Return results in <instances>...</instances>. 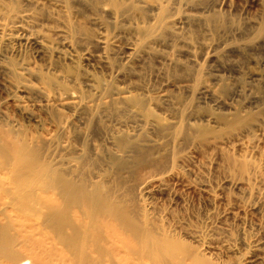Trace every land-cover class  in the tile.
Returning a JSON list of instances; mask_svg holds the SVG:
<instances>
[{
    "label": "rangeland",
    "instance_id": "374dc122",
    "mask_svg": "<svg viewBox=\"0 0 264 264\" xmlns=\"http://www.w3.org/2000/svg\"><path fill=\"white\" fill-rule=\"evenodd\" d=\"M0 4L29 13L31 29L46 39L44 48L14 43L11 49L0 51V127L36 134L41 126L50 128L55 139L43 148L41 159L54 168L67 160L79 164L89 187L97 186L104 171L103 162L91 153L94 145L102 148L105 160L113 162L120 155L113 144L122 134L162 143L161 148L146 152L147 166L153 175H160L159 183L141 187L135 176L114 169L109 173L114 174L116 189L137 209L163 211L170 236L192 243L186 233L195 234L212 246L226 241L233 250L222 257L240 264H264V94L256 79L264 70V48L256 47L264 0H0ZM188 14L211 23H188ZM172 28L181 34L189 28L193 43L206 39L211 44L214 56L201 71L202 80H210L208 68L218 66L229 80L220 88L221 94L241 113L231 121L212 123L206 116L218 113L196 99L181 119L179 114L149 105L148 113L162 122L189 126L186 138L171 131L162 136L149 126L127 120L123 112L102 108L110 100L104 95L110 84L115 88L129 85L133 98L144 99L143 80L123 68V57L128 49L136 48L149 60L144 68L148 74L155 66L152 58L168 52ZM99 38L108 42L109 67L96 59L101 54ZM226 48H230L228 53ZM196 51L203 48L196 45ZM190 69L175 68L169 76L187 80ZM234 82L260 87L254 92L261 97L257 101L261 111L256 112V105L247 106L246 113L240 110L232 92ZM72 100L80 107L72 108ZM212 142L219 147L214 148ZM128 156L130 160L138 157ZM184 156H189L188 161L182 160ZM227 157L254 162L261 178L249 182L260 201L237 191L241 185L228 183L223 168ZM204 187L214 195V202L206 198ZM245 205L258 209L247 220L237 213Z\"/></svg>",
    "mask_w": 264,
    "mask_h": 264
},
{
    "label": "bare ground",
    "instance_id": "6f19581e",
    "mask_svg": "<svg viewBox=\"0 0 264 264\" xmlns=\"http://www.w3.org/2000/svg\"><path fill=\"white\" fill-rule=\"evenodd\" d=\"M13 8L10 10L0 4V51L11 49L14 43L44 48L45 37L29 25L31 15L15 10L17 6ZM186 19L188 23L199 20L211 23L202 18L197 20L191 14ZM185 32L181 34L171 29L168 52L152 58L155 66L148 74L144 70L149 63L146 56L136 48L128 49L122 66L142 78L144 99L133 98L129 85L115 88L110 84L104 90L110 100L102 103V108L123 112L127 120L149 126L162 136L171 131L183 138L188 136L189 126L177 127L176 122H162L159 116L148 113L149 105L179 114L181 119L196 99L198 104H205L218 113L208 114V122L231 121L240 115L232 100L221 94L220 88L229 80L218 66H210L208 72L212 78L202 80L200 73L214 56L211 44L206 39L193 43L188 37L189 28ZM259 38L256 47L264 48V20L260 24ZM97 44L101 54L96 59L109 67L108 42L99 38ZM196 45L203 51L198 53ZM232 49L241 52V48ZM229 51L230 48L224 49L225 53ZM180 67L192 69L188 71L189 79L171 80L169 72ZM256 79L261 88L233 83L232 92L244 113L247 106H258L261 97L255 90L260 88L264 94V70ZM69 105L80 107L76 100ZM90 108L87 109L96 114ZM258 111H261L259 106L256 107ZM12 131L0 127V264H240L221 256L233 250L226 241L212 246L195 234L186 233L193 244L172 237L165 227L163 211L137 209L116 189L114 174L109 173L114 169L119 174L135 176L141 187L159 183L160 175H153L147 166L149 156L146 152L149 148H161L162 143L146 138L134 140L122 134L117 144H113L120 154L113 162L105 160L102 148L94 145L91 153L97 162H103L104 171L99 175L97 186L89 187L82 178L84 168L79 164L67 160L58 162L60 167L54 168L41 159L43 148L55 139L50 128L41 126L37 134L19 127ZM211 145L219 147L218 142ZM129 154L138 157L130 160ZM188 159L189 156L182 157L185 162ZM223 168L232 187L241 185L237 191L242 190L249 198L260 201L249 182L261 178L254 162L227 157L223 158ZM202 191L214 202V195L206 187ZM253 208L254 205L239 206L237 213L247 220L252 212H258ZM224 213L229 214L227 210Z\"/></svg>",
    "mask_w": 264,
    "mask_h": 264
}]
</instances>
